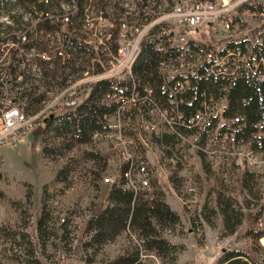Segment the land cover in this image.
<instances>
[{"label":"trees","instance_id":"trees-1","mask_svg":"<svg viewBox=\"0 0 264 264\" xmlns=\"http://www.w3.org/2000/svg\"><path fill=\"white\" fill-rule=\"evenodd\" d=\"M64 2L72 6L69 11H65L62 7L61 4ZM87 5H92V1L0 0V17L6 16L10 20L8 23L0 21V58L5 54V48H8L6 43L10 41L16 43L6 55L9 65L0 68V74L1 71H5L4 74L10 78V92L16 96L18 103L26 112L35 113L43 108L47 91H40V86H48L50 74L55 76L57 73L56 68L51 72L46 66L37 67L42 73L40 79L44 82L40 85L34 82L30 72H26L29 69L25 66H30L31 63L27 53H21L19 47L29 50L37 46V40L31 37L33 34V30L29 27L31 22H37L38 28L48 33L56 31L58 26L61 28L65 25L62 34L66 51L77 56L86 54L89 60L95 58L94 72L102 70L97 57L98 54L103 55V53H98L92 44L82 39L81 35L84 26H86L84 31L89 27ZM19 8L24 13H30L26 20H24L25 14L17 13ZM52 9L55 11L53 12ZM262 13L264 14V9ZM53 14L60 16L57 26L54 25L56 19ZM23 34L28 35L32 40L22 41ZM262 36L263 42L255 48L257 59L250 56L246 62L241 61L239 56L245 53L248 37L229 41L228 50L222 51V54H227L229 59L226 65L215 66L212 60L205 61L198 68V75L193 77L190 87L178 90L176 103L170 101L173 95L171 96L169 90L164 88V78L160 69L162 59L175 54L176 51L174 48H169L167 53L160 51L153 40L146 39L142 42L141 53L133 65L132 78H122L119 82L120 85L128 87L123 91L126 94H130L132 87L135 86L141 95L148 96V99L142 103L144 112L153 106L170 111L172 126L169 128L165 123L169 129L161 131L159 135L152 134V138L149 139L160 144L166 154L178 155L182 143L196 146L204 172L210 178L215 172L212 170V160L208 156L211 154L222 156L221 169L229 176L216 175L214 183L207 192L202 212L204 219L210 224H214L212 216L218 214L225 234H234L238 226L243 223L244 207L253 206L255 218L260 219L264 216V192L261 180L264 173L254 171L246 162L237 163L235 157L238 151L235 154L232 151L235 147L238 149L244 147L264 157V76L258 73L259 70H264V64L261 63V57L264 58V29ZM193 46H201V42L193 41ZM68 60L75 63V59L68 58ZM43 63L49 62L43 61ZM176 80L177 77L172 78L171 85L174 86ZM116 82V78L99 79L89 85L88 93L79 103L77 102L75 107L49 118L45 126L59 141L54 146L44 145L43 151L46 157L57 152L65 155L66 152L78 148L83 161L91 164L89 170L94 178L104 177V171L113 151L103 147L100 143L107 139L97 135L109 131L107 117L119 105L116 100L108 98V94L116 91L114 88ZM149 89H151L150 94ZM220 98L226 99L225 106L220 115H214L213 111L218 107ZM202 113L207 118L204 125L199 118ZM131 118L133 121L138 120L135 114ZM189 137H193V143L189 141ZM225 144L230 147L228 150L222 147ZM144 159L145 154L139 151L133 158L122 161L118 176L112 181L107 193L105 207L98 213L91 214L82 224L86 237L82 245L90 251L84 257L83 263L74 264L97 262L98 264H144L142 251L154 252L165 264H176L181 247L178 242L167 237L165 232H171L180 223L181 215L165 199L164 191L151 166L148 167L149 185L142 186L138 182L137 172L144 164ZM241 167L238 176L239 186H235L234 173ZM71 169L70 166V169L60 171L57 178L65 180ZM126 172L131 173L136 187L127 186ZM63 173H65L64 177H61ZM171 180L177 184L176 175H172ZM238 190L245 196L243 200L237 195ZM27 196L29 199L30 195ZM73 216L72 210L67 216L59 217L43 203L37 221L38 237L43 251V246L51 237L64 241L70 239L74 230ZM0 232L10 234V230L4 225H0ZM19 234L22 242L25 241L27 245L24 264H44L36 255L35 243L30 234L25 231ZM122 234L127 237L129 247L116 256L98 258L104 245L116 240ZM244 235L258 243L260 238L264 237V223L257 227H246ZM218 262L219 264H264V253L258 246L251 250L229 247L220 254Z\"/></svg>","mask_w":264,"mask_h":264},{"label":"rangeland","instance_id":"rangeland-1","mask_svg":"<svg viewBox=\"0 0 264 264\" xmlns=\"http://www.w3.org/2000/svg\"><path fill=\"white\" fill-rule=\"evenodd\" d=\"M91 1L92 5H87L86 8V12L89 14L87 18L89 27L87 31H84L86 26L82 29V39L92 44H95V40H98V45L103 46L105 42H108L106 31H113L115 33L114 36L117 35L119 21L125 11L124 6L129 0ZM173 4V0L166 1L165 10L159 11L157 15L167 19L176 18L175 23L179 30L188 28V33L205 37V30L209 29V26L207 28L206 24L205 26L203 25L201 33H197L194 29L189 30V26L185 28L179 17L173 16L175 12L171 11ZM61 5L65 11H69L72 7L66 2ZM210 7L217 9L218 5L215 4ZM52 11L54 12L55 9H52ZM210 11L209 14L213 10L211 9ZM18 12L25 14L24 20L30 16V13H24L20 8L17 10ZM241 14L248 18L249 25L259 22V19L250 12L243 11ZM262 16H264L263 13ZM53 17L56 19L54 25L57 26L60 16L53 14ZM156 19H159V17ZM0 21L10 22L6 16H1ZM36 23L34 21L29 24L31 25L29 26L30 30H33V36L31 35V37H35L38 42L36 52L38 48L40 52L47 50L49 51V58L42 59V56H36L37 54L35 53L30 54L31 52H29V57L34 59L33 65H35L37 60L40 64L39 67L43 68V66H46L51 72L54 68L57 70L55 76L50 74V77H48V79L50 78L48 86H40V91H47L43 107H50V110L47 111V118H50L52 115L71 109V107L66 105V100L70 94H75L77 99L80 100L88 93L89 85L96 80L98 81L99 78L93 77L94 58L89 60L86 54L77 56L69 54L65 50L66 46L62 45L64 43L62 32L65 25H62L61 28L58 26L56 31L48 33L44 29H39ZM88 29H91V31ZM100 29L103 30V34L99 42V36L97 37L96 33H99ZM227 33L228 30L222 28L216 33L214 39L218 42L222 41ZM230 35H238V28H230ZM148 39L152 40L151 38ZM58 49L64 51V57L58 54ZM68 58L75 59V63L69 61ZM3 61L6 60L4 59ZM43 61H48L49 63L45 64ZM107 61L106 57V60H103L106 67L109 64ZM30 63H32L31 60ZM25 67L29 69L26 72H30L35 77V79L32 77L34 82L36 81L35 83L40 85L44 83L40 79L42 78V73L39 68L30 67L29 65ZM116 67L118 68L119 65H116ZM86 71L89 72L88 75L85 74ZM106 75H109V72L102 75V77ZM36 78L39 80H36ZM63 82L64 85H62ZM61 88L62 90L69 89V93L67 92L64 98L54 97ZM159 119L164 121L161 118ZM45 125V121L38 120L33 127L21 131L16 141L0 147V225H4L10 230V234L7 235L0 232V264H24L23 259L27 245L25 241L22 242L23 240H21L19 233L22 231L30 234L35 243L36 255L44 264L83 263L84 257L90 250H86L82 245L83 240L86 239L82 224L91 214L98 213L105 207L112 179L118 176L120 164L124 160L121 150L127 153L130 149L124 144L120 145L115 137L102 141L100 144L113 152L104 171V177L95 179L93 173L89 170L91 164L83 161L78 148L66 152L65 155L57 152L50 157L45 156L44 145L54 146L59 141V139L54 138L53 132L47 129ZM133 125H138V123L134 121ZM165 129L169 128L167 126H159L160 133L165 131ZM150 137L152 138V134H148V141ZM126 141L129 142L127 139ZM189 141L193 143V137H190ZM135 143L138 147L133 148L130 151L131 154L132 152L136 154L142 151L152 162V166L157 165L158 170L154 171L164 191L165 199L181 215L180 223L171 232H165L167 237L178 242L181 247L176 264H219L218 258L220 254L229 247L251 250L253 247L258 246L259 250L264 253V237H261L257 243L251 237L244 235L246 227H257L264 223V216L260 219L255 218L253 206L244 207L245 216L243 223L238 226L234 234H225L223 232L222 220L218 214L212 216L214 224H210L203 217L202 211L207 192L210 185L214 183L216 175L218 177L229 176L227 172L221 169L222 156L220 154L208 156L212 160V170L215 172L210 178L204 172L200 155L194 145L188 146L182 143L180 144L181 148L178 155L175 153L169 156L161 148V145L154 141H150L148 148H144L139 135H135ZM222 147L226 150L230 148L227 144ZM232 151L235 154L238 148L235 147ZM257 154L259 161H254V163L257 164L259 170L256 172L264 173V157L260 153ZM235 158L237 163L246 162L248 164L247 159L241 153H238ZM70 166L72 169L68 172L65 180L57 178L60 171L67 168L70 169ZM241 169L242 167L237 168L234 173L233 183L235 186H239L238 176ZM64 174L61 177H64ZM172 175H176L177 184L171 180ZM106 177L110 178V180L106 181ZM261 180L264 192V175ZM240 193V190H238L237 195L243 200L245 196ZM28 194L30 195L29 199ZM43 203L59 217L67 216L70 211H74V216L72 217L74 218V230L70 239L64 241L51 237L43 246L44 251L40 245L37 228V221L42 211ZM129 245L127 237L122 234L116 240L105 244L102 252L98 254V258L116 256L124 252ZM154 259L151 256V263L149 264H152Z\"/></svg>","mask_w":264,"mask_h":264},{"label":"built area","instance_id":"built-area-1","mask_svg":"<svg viewBox=\"0 0 264 264\" xmlns=\"http://www.w3.org/2000/svg\"><path fill=\"white\" fill-rule=\"evenodd\" d=\"M166 1L168 0H129L124 6L125 11L120 18L117 35L114 36L113 31H106L108 42H105L103 46L100 45L101 47L98 45V40H95V44L86 41L92 44L98 53H103V55L98 54L97 57L102 70L94 72L93 77L96 79H117V82L114 84L116 91L108 94V98L116 100L119 105L107 117L109 131L97 136H102L107 140L115 137L120 145L124 144L130 148L127 153L121 150L124 160L131 159L135 156L133 152L132 154L130 152L133 148L138 147L135 143V135H139L144 148H148V143L150 142L147 139L148 134L155 133L159 135V126H165V123L168 124L167 126L169 128L172 126L170 111L168 109L153 106L144 112L145 109L142 107V103L148 99V96L141 95L135 86L132 87L130 94H126L123 91L128 89V87L119 84L122 78H132L133 65L141 53L142 42L144 40L151 38L155 42V46L165 53L168 52L169 48H174L176 51L175 54L165 57L160 62V69L164 78V88L169 90L171 96L173 95L170 100L173 103L177 101L176 95L178 90H184L190 87L193 77L198 75V68L205 61L212 60L215 66L226 65L229 59L227 58V54H222V51L228 50L227 43L229 41H237L241 37H248L245 53L239 56V59L244 62L250 56L253 59H257L255 48L263 42L262 31L264 29V16H262V9H264V0H173L174 6L172 10L170 9L171 11H175L173 16L179 17V20L183 22L185 28L189 26V30L194 29L197 33H201L203 25L205 26L206 24L207 28L209 26V29L205 30V37L194 36L188 33V28L179 30L175 23L176 18L167 19L166 17L158 16L159 11L165 10ZM215 4L218 5L217 9L210 7ZM211 9L214 12L212 11L209 14ZM215 10L217 11L215 12ZM243 11L252 13L259 19V22L249 25L248 18L241 14ZM158 17L159 19H156ZM155 19L156 21L154 22ZM222 28H226L228 33L222 41L218 42L214 37ZM230 28H238V35H230ZM96 34L97 37L99 36L100 42L103 30L100 29L99 33ZM21 39L24 42L32 40L26 34H23ZM177 39L186 40V47H177ZM193 39H201V46H193ZM6 45H8V48H5V54L0 58V68H5L9 65V59L6 55L9 53V49L15 46L16 43L10 41ZM62 45H65V43H62ZM36 50L37 46L31 47L29 50L19 47V51L21 53H27L28 60L32 61L30 67H39L40 65L36 59L35 65H33L34 59L29 57L32 53L37 54L36 56H42V59L49 58V51L42 50L43 52H40L39 48L37 52ZM29 52L31 53L29 54ZM58 54L63 57L65 56L62 49H58ZM106 57L107 62H109L107 67L103 63ZM4 59L6 61H3ZM261 63L264 64L263 57H261ZM116 65H119V67L117 68ZM108 72L109 75L102 77V75ZM4 73L5 71H1L0 74V90L2 91L0 94V147L16 141L21 131L33 127L38 120L45 121L47 111L50 110L49 106H44L35 113L26 112L18 103L16 96L10 92L11 80ZM258 73L264 76V70H259ZM85 74L88 75L89 72L86 71ZM174 77H177V80L173 86L170 81ZM68 90L64 89L59 91L54 97L64 98ZM148 91L150 94L151 89ZM219 101L218 107L213 111L214 115H220L225 106V98H220ZM77 102H80V100L72 93L66 100V105L73 108ZM178 113L179 111H177ZM133 114L138 119L136 121L138 125H133L134 121L131 118ZM159 118L164 121H160ZM199 118L204 125L207 119L206 116L202 113ZM237 153L243 154L251 169L254 171L259 170L257 164L254 163V161H259L257 153L244 147L238 149ZM149 166L151 168L153 167L152 170L156 176L154 170H158L157 165L152 166V162L145 156L144 164L137 172V180L142 186L149 185ZM126 177L128 178L127 186L136 187L130 172H126ZM105 180L109 181L110 178L106 177ZM151 256L155 258L152 264H165L154 252L147 251H142L143 263H151Z\"/></svg>","mask_w":264,"mask_h":264},{"label":"bare ground","instance_id":"bare-ground-1","mask_svg":"<svg viewBox=\"0 0 264 264\" xmlns=\"http://www.w3.org/2000/svg\"><path fill=\"white\" fill-rule=\"evenodd\" d=\"M193 41L200 43L201 42V39H193ZM177 47H186V40H184V39H177ZM99 79H101V78H99Z\"/></svg>","mask_w":264,"mask_h":264},{"label":"water","instance_id":"water-1","mask_svg":"<svg viewBox=\"0 0 264 264\" xmlns=\"http://www.w3.org/2000/svg\"><path fill=\"white\" fill-rule=\"evenodd\" d=\"M48 121H49V118H46V119H45V123H47Z\"/></svg>","mask_w":264,"mask_h":264}]
</instances>
